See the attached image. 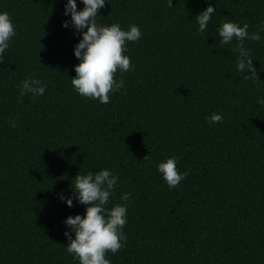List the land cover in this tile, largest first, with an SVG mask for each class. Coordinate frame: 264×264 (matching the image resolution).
Listing matches in <instances>:
<instances>
[{"label":"trees","instance_id":"1","mask_svg":"<svg viewBox=\"0 0 264 264\" xmlns=\"http://www.w3.org/2000/svg\"><path fill=\"white\" fill-rule=\"evenodd\" d=\"M66 3L0 0L16 30L0 64V264H79L64 221L86 206L59 194L105 168L118 177L106 207L128 209L111 264H264V0H106L98 24L142 32L108 104L71 84L82 34L62 26ZM209 5L200 33L195 17ZM227 20L260 34L245 41L260 81L237 70L235 40L217 47ZM28 77L46 84L42 96H20ZM213 113L223 122L209 123ZM173 155L188 175L169 189L157 166Z\"/></svg>","mask_w":264,"mask_h":264},{"label":"clouds","instance_id":"2","mask_svg":"<svg viewBox=\"0 0 264 264\" xmlns=\"http://www.w3.org/2000/svg\"><path fill=\"white\" fill-rule=\"evenodd\" d=\"M82 3L83 10H78L77 0H67L64 14H71V21H65L62 25L67 28L71 23L75 31L82 34V39L74 46V55L79 63L74 67L76 75L71 78V84L79 95L108 104L111 102L110 93L124 88L123 76L117 80V72L122 74L131 71L133 67L131 58L125 55L127 44L138 41L142 32L136 24H130L128 30L122 29L119 23L98 24V11L105 6L106 0H82ZM168 7L172 8V0H168ZM215 12L216 8L209 5L195 17L200 33L208 31L209 22ZM249 27L247 23L241 27L230 20L223 21L216 29L220 38L217 47H226L235 40L236 46L231 50L238 54L237 70L245 74V80L260 81L253 66L251 50L245 46V41H259L261 37L258 32L249 33ZM15 35L11 16L6 11L0 12V64L4 62L5 50L9 48V42ZM17 88L21 97L29 93L36 97L45 93L46 84L28 77ZM258 102L264 105V99ZM222 122L223 116L217 113L209 118V123ZM12 126L15 127V124ZM144 159H148V156ZM177 162L178 157L173 155L157 166L169 189L178 187L188 175L187 171L180 172ZM117 181L118 177L106 168L86 174L77 173L72 179V196L66 198L62 193L59 194V198L69 207L73 206V199L86 206L83 216H69L64 221L71 229V232L64 233L69 241L66 251L79 264H111L106 255L109 252L116 254L124 247L127 239L123 232L127 224L126 203L106 207L115 192ZM120 199L128 202L131 197L129 193H124Z\"/></svg>","mask_w":264,"mask_h":264}]
</instances>
